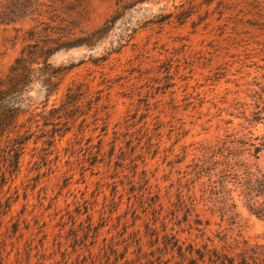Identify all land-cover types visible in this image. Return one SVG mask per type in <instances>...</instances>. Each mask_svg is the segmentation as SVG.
<instances>
[{
	"label": "rangeland",
	"instance_id": "374dc122",
	"mask_svg": "<svg viewBox=\"0 0 264 264\" xmlns=\"http://www.w3.org/2000/svg\"><path fill=\"white\" fill-rule=\"evenodd\" d=\"M194 4L93 0L74 31L89 43L47 49L33 65L27 115L38 126L10 190L0 194L11 202L0 217V264H107L110 243L122 249L134 230L153 226V210L171 207L195 146L229 133L246 148L261 143L264 17L251 27L237 10L221 15L214 2ZM1 35L3 73L20 47H1ZM46 79L61 80L48 99ZM72 83L82 93L64 113ZM254 110L262 122L250 134L242 112ZM50 118L59 130L51 146L38 137L53 129L44 125ZM247 164L264 173V146ZM239 209L242 238L264 244V219Z\"/></svg>",
	"mask_w": 264,
	"mask_h": 264
},
{
	"label": "trees",
	"instance_id": "16d2710c",
	"mask_svg": "<svg viewBox=\"0 0 264 264\" xmlns=\"http://www.w3.org/2000/svg\"><path fill=\"white\" fill-rule=\"evenodd\" d=\"M114 1L118 5L144 0ZM92 2L0 0L1 47H20L7 71L0 73V194L5 186L10 190L19 173L21 158L35 133L33 127L38 126L36 115H27L31 108L27 93L36 71L33 65L39 64L40 59L44 62L47 49L67 48L80 41L89 43L74 31L85 5ZM213 2L221 15L231 9L250 16L253 19L244 22L251 27L258 26L259 18L264 17L262 0H205L207 5ZM191 3L195 5L194 0ZM52 33L56 36L52 37ZM41 81L47 99L57 93L61 83V80L57 84L49 79ZM50 85L55 87L49 88ZM261 92L264 93V87ZM80 93L81 85L72 83L66 87L60 105L64 113L76 107V96ZM67 117L65 125L69 122ZM242 118L250 134L251 127L262 122L260 110L250 112L249 116L243 111ZM44 125H52L53 129H43L38 137H46L43 143L54 145L58 123L50 118L44 120ZM260 140V144L250 143L246 148L247 142L229 133L195 146L191 163L183 175L185 180L179 182L171 207L165 213H162V205L158 211L153 210V226L146 222L144 234L139 229L134 230L130 241L123 240L122 249L110 243L112 259H107L106 263L264 264V244H251L240 234L239 209L241 204L251 214L264 219V173L251 171L247 164L248 157L256 158L264 146V138ZM9 198L4 202L0 198V217L11 210Z\"/></svg>",
	"mask_w": 264,
	"mask_h": 264
}]
</instances>
